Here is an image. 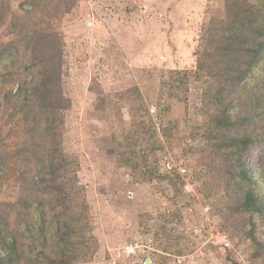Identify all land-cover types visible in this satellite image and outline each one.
I'll use <instances>...</instances> for the list:
<instances>
[{
    "label": "rangeland",
    "instance_id": "rangeland-1",
    "mask_svg": "<svg viewBox=\"0 0 264 264\" xmlns=\"http://www.w3.org/2000/svg\"><path fill=\"white\" fill-rule=\"evenodd\" d=\"M250 1L239 10L264 2ZM226 6L0 0V264L57 258V215L72 218L63 230L77 258L64 264H264V250L255 257L248 238L251 219L264 242L259 214L234 208L242 196L229 173L236 156L215 146L237 132L215 125L226 89L207 55L212 40L233 27L223 25ZM242 84L247 103L231 116L246 109L252 123L263 124L264 52ZM46 89L61 92L58 106ZM37 135L39 146L25 143ZM50 138L68 177L60 193L40 179L31 183L39 168L29 154L41 156ZM253 149L241 161L264 204V156ZM74 170L75 213L65 193ZM90 236L92 256L85 254Z\"/></svg>",
    "mask_w": 264,
    "mask_h": 264
},
{
    "label": "trees",
    "instance_id": "trees-1",
    "mask_svg": "<svg viewBox=\"0 0 264 264\" xmlns=\"http://www.w3.org/2000/svg\"><path fill=\"white\" fill-rule=\"evenodd\" d=\"M244 1L245 0H226L228 16L224 20L223 25L226 26L227 22H232L233 27L222 31L223 33L221 32L217 38L212 40L210 45L211 51L207 54L209 57L216 59L215 61H217V63L214 64L217 68L219 67L221 71L216 78L224 83L226 89L219 111L217 109L213 116L215 125L217 128L230 127L231 129H235V131L233 129L234 132L237 131L236 134L229 135L226 139H223L222 142L215 144V146L217 148H226L227 152L225 156H236V158L233 157L230 159L232 161L231 167L233 168V171L229 173L231 175H237L238 181H234L233 177L230 178V181H234V183L237 184L238 190L242 193V196L240 197L236 194L234 208H236L238 212H257L261 219V225L264 228L263 201L250 189L253 180L248 176L246 164L241 161L242 153L250 146L254 148V151L256 150L258 152V155L264 156V123L259 125L252 123L251 120L254 121V117H251V115L248 116L246 109L233 117L230 114L233 107L240 105L243 108L246 105L247 101H245L243 95L244 90H242L243 80L246 78L251 68L257 63L262 52H264V2L260 3L259 1L255 4V10L249 9L242 12V10H239V7L241 4H244ZM246 2L249 7L254 5V2H251L250 0H246ZM5 52L6 49L0 50V56ZM179 72L180 71H177L175 73ZM183 73H185V70ZM42 82L43 86H45L46 80L42 79L41 83ZM184 89L182 100H186V85L184 86ZM38 92H40V87H35L33 94ZM43 94L44 97H53L56 106H58L61 101L62 94L57 89L53 90V92L46 89ZM259 105L264 111V101L260 102ZM51 108L53 111H56V107ZM254 108H257V106H254ZM51 115L54 117L52 113ZM35 141L36 143H32L29 138L25 139V143L30 142L33 146H39L44 142L41 135L35 136ZM49 144V149L40 153L42 154V157L38 155V153L29 154L35 156V158L37 157V166L39 168L38 175H35L32 178L31 183H36L40 179V182L47 184L48 189L51 191L56 190V193H60L66 189L65 183L62 181L64 179L67 180L68 178L67 176H63L66 172V168H64L65 166L63 163H60V160L64 159V155L59 149V146H57L55 141L51 140V138ZM43 156L44 159H42ZM24 174L21 177V180L24 178ZM175 175H177V173H175ZM73 177H69L70 184L65 193L71 200L67 209H72L73 213H75L77 206H81L77 199L75 200L76 194L79 192L78 186L75 182V170ZM64 218L65 215L64 217L61 215L56 216L55 233L58 235V239L62 244L58 246L57 252L55 253V257L57 258L49 259L48 264L70 263L73 259L77 258L74 254L76 248L72 241L71 232H64L63 230L65 228H70L72 218H70V215V221ZM249 222L250 228L248 238L254 247L255 252H253V255L256 257V255L259 256L263 252L264 242L259 240L256 234H254L255 222L251 219ZM68 224L70 225L67 227ZM89 240L85 254L92 256L96 251L97 242L93 236H90ZM80 253L83 255V250ZM8 258L9 262L12 263V258L10 256H8Z\"/></svg>",
    "mask_w": 264,
    "mask_h": 264
}]
</instances>
